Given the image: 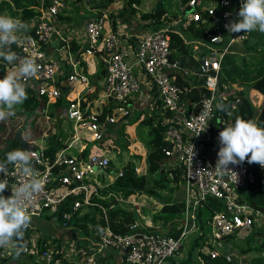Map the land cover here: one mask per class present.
<instances>
[{
    "label": "built area",
    "instance_id": "1",
    "mask_svg": "<svg viewBox=\"0 0 264 264\" xmlns=\"http://www.w3.org/2000/svg\"><path fill=\"white\" fill-rule=\"evenodd\" d=\"M230 1L234 2L233 10L226 8ZM202 2L186 0L181 6L191 21L203 23L213 19L217 28L208 34V51L198 61L197 74L203 77L207 93L198 99H186L183 95L186 87L178 83L177 75L191 72L188 67L171 59L170 28L156 25L164 19L163 16L159 20L149 16L144 22L153 24L152 29L145 30L135 43L116 29L112 13L106 11H99L85 21V37L81 34L67 37L60 30L58 15L68 9L69 0H38V11L33 16L32 26L25 39L19 46L14 44L16 53L21 58L35 59L39 65L38 75L26 82L36 86L38 96L55 100L65 92L68 99L65 117L71 121L73 132L67 141L62 140L67 144L56 152L53 159L46 155L47 145H42V141L38 146L30 145L25 149L31 150L38 160L37 164L43 166L37 169L45 184L44 191L27 204L31 216H40L46 211L54 213L61 205L67 206L60 214L62 224L67 226L78 207L94 203L92 197L99 196L97 174L103 175L110 170L111 158L102 144L105 126L117 121L118 115L125 116L132 109H137L144 92L151 98L152 105L159 107L158 117L164 126L163 136L170 143L169 147L164 148L166 158L162 162L163 169L170 176L174 172L178 174L183 188L180 200L183 204L178 218L181 220V230L177 236L137 220L126 233L114 232L106 225L97 238L92 237L90 242L93 246L76 248L71 259L55 258L53 261L56 264H61V260L67 261V264H103L101 256L107 249L123 253L124 262L128 264H171V259L182 252L183 238L189 233L204 235L198 251L211 258L223 254L225 260L230 262L232 256L219 250L228 236L250 229L264 231V227L258 228V222L264 221V211L241 198L246 184L255 179L254 167L263 170L264 167L245 161L241 165H229L232 171L224 172L216 168L219 133L230 125L233 110L240 101L238 97L233 98L228 112L215 107L217 103H226L218 97L224 93L219 88L222 60L234 43L246 37L245 32L229 33L225 27L229 20L238 18L236 8L240 10L242 0H239V4L234 0H213L207 6H203ZM131 5L135 6L136 3ZM54 38L68 53L65 60L67 70L63 62L48 56L46 46ZM71 40L81 48L73 52ZM55 48L60 49L58 45ZM86 55H99L105 67L99 95L101 98L97 97L100 101L98 109H93L92 105L96 97L90 98L95 91L84 67ZM16 67L6 65L9 71H14ZM105 105L110 108L107 112H104ZM43 137L47 138V133ZM90 141H97L99 146L91 149L86 161L66 151L68 146H73L82 154ZM211 146L216 153L215 159L207 153ZM97 166L102 168L101 172H98ZM122 167L115 177L123 174ZM133 167L138 170L136 165ZM27 179L20 168L14 166L9 168L7 177L0 175V180H6L9 187L17 186ZM4 194L11 196V188L6 189ZM208 197L219 200L222 206L221 209H214L205 220L210 231L204 233L199 228L196 211L198 205ZM68 199L70 203H66ZM10 251L8 248L0 249V257L7 256ZM42 255L46 262L53 258L49 251H44ZM197 255L200 259V254Z\"/></svg>",
    "mask_w": 264,
    "mask_h": 264
},
{
    "label": "trees",
    "instance_id": "2",
    "mask_svg": "<svg viewBox=\"0 0 264 264\" xmlns=\"http://www.w3.org/2000/svg\"><path fill=\"white\" fill-rule=\"evenodd\" d=\"M8 2L7 0H5ZM16 1V0H15ZM92 7H100L105 8L108 6V4L112 0H88ZM138 3L139 0H125L124 4V10L129 8L131 3ZM3 9V5L0 6V12ZM8 10V8H6ZM37 8L36 7H24L21 9V16L23 17H29L31 20H33V16L37 14ZM163 8H159L158 10L154 11H148L143 12L141 15L143 18L153 16L156 17L158 20L163 14ZM1 14L6 15L7 13L1 12ZM17 9L11 11V15H16ZM18 15V14H17ZM195 22V23H194ZM190 24L189 30L190 34L192 36L207 39L208 33L215 32L216 26H208L207 28L205 25L199 21H194ZM170 36V45H171V59L177 60L181 66L188 67L190 72L189 75H187L185 78L182 76L181 73L177 75V81H186V83L191 82V84H198L203 82V77L199 76L197 74L198 71V64L199 60L198 58H195L192 54L189 53V50L187 48V45L185 44L183 38L174 30L170 29L168 31ZM256 38L254 41L255 43L251 42V39ZM72 41V40H71ZM73 43V42H72ZM239 46L248 52H251V57H254V62H251L255 65H263L264 66V33H261L259 31H252L250 33H246V37L241 40L239 43ZM72 48H75V45L72 46ZM12 50L14 52H17L15 45L12 46ZM256 51V52H255ZM243 63H246V59L243 57ZM225 61V57L222 60ZM251 68L254 67H245L244 68V76L243 79H246L248 82H250V86L253 87V89L257 88L261 91H264V74L260 78H254L253 80L250 75V72L252 71ZM264 71V68H261ZM6 74V65L3 61H0V79L4 78ZM191 79L190 81H188ZM223 81V77L219 76V84L221 85ZM27 92H28V99L24 102L21 107V109H34L39 105V99L40 97H37L34 94V90L32 87L26 86ZM253 106L251 104V99L244 94L242 96L241 100L238 102V106L235 110H233V113L231 117H233L234 121L237 118H242L244 120H251V115L253 111ZM110 108H108L106 105L104 106V112L109 111ZM142 111V109H139ZM238 111V112H237ZM140 113V111H138ZM157 115V118H156ZM159 115V107L156 110H153L152 114L145 115L143 119L139 121L140 128L138 129L137 135L139 136V139L143 141L146 147V155H145V163L147 166V173L145 175H142L140 177L135 175V171L133 168V162L127 163L124 167L123 174L119 176L114 182H111L107 185H102L97 187V191L99 194V197L93 196L92 201L93 204H82L76 211H74L70 217V220L68 221L69 224L75 226L77 229H81L86 236L84 238L80 239L76 245V247H85L90 244V241L92 237V232H100L106 225L110 227V229L117 233H126L132 229L133 224L137 220V214L132 209H127L125 207H122L120 205H117L115 202H111L108 198H104V196L108 195L109 192H116V191H122L125 190V188L129 185L136 186L140 190L147 192L154 191V188L157 189H163L166 192H171L174 188L177 187L178 184V175L174 172L171 176L169 175L168 171L163 169L162 162L166 158L164 153V148L169 147L170 143L168 140H166L163 136V128L164 126L160 123ZM138 117V116H137ZM137 117H128L126 116L125 120L126 122L121 121L122 123L119 125L117 133L114 135L115 142H118L119 137L124 134L127 136V134L124 132V126L125 123H132L134 122ZM258 122L264 126V107L260 112V116L257 119ZM129 130H132V127H130ZM120 135V136H119ZM50 141V140H49ZM66 142H64L65 144ZM129 141H127V144ZM63 144V145H64ZM60 145V138L56 139L55 136H52L50 143H47V148L45 150V153L47 156H49L51 159L54 158L58 146ZM121 147H124L125 145H120ZM20 148L22 149V145L18 140H14L10 142L4 149L0 150V160H4L6 157V154L14 149ZM85 152L87 151L84 150ZM256 164V163H254ZM12 165H9V168H11ZM43 166L36 164V168H42ZM255 172V179L252 182H249L245 186V191L247 192L245 200L248 201L252 206L259 208L264 211V170L259 169L257 167H254ZM155 192V191H154ZM5 195V194H4ZM114 196V195H112ZM66 203H70V199L66 201ZM221 202L219 200H215L212 197H208L205 202H201L197 207V219L199 221V228H203L205 225V220L210 216V214L213 212L214 209H220L221 208ZM67 208V206H60L59 210L57 212H54L53 214L56 215V218L59 219L61 216V211ZM182 208V203L178 200L175 203H164L162 207L160 208V211L164 212H180ZM159 214H154L152 217V221H157ZM39 217V216H36ZM50 217V216H49ZM162 218V222L164 225L167 223L170 224L171 222H168L167 219H165L163 216H160ZM181 220H175L173 224L171 225V228L169 230V233L177 236L181 230V227H176V225L180 224ZM89 224H92L94 227L89 228ZM175 226V227H174ZM33 226H30L24 237V243L26 245L25 252L23 253L19 259L17 260V264H37L36 260L34 259L35 253L39 254L42 252V247L44 245V238L39 237L37 243L33 244V236L32 233L34 232ZM252 230V229H250ZM258 231L252 230L246 237L248 241L250 242L252 239H254L255 235H257ZM203 234H198L195 237L192 238L191 244L194 246H199L200 241L203 239ZM235 238V234H232L226 238L227 242H231L230 240H233ZM229 240V241H228ZM254 249L258 253H255L251 258H248V261H246V264H264V240L262 242H259V244L253 246V248H248L247 250ZM15 250V249H14ZM14 250L11 255L0 257V264H6L7 261H9V258H14ZM34 250V251H33ZM245 250L244 252H246ZM105 251H108L106 254L103 252V256L101 259L104 260V264H110L109 260L106 261V258H109L110 255H112V252L120 253L114 249H107ZM199 254H201L204 258L205 264H236L235 260H231L230 262H227L223 256V254L211 258L206 254H203L201 251H198ZM53 254V253H52ZM123 256V253H121ZM11 256V257H10ZM44 258V257H43ZM55 258H62L61 254L55 253L53 254V258L46 262V264H56L53 260ZM172 260V259H171ZM124 262V259H123ZM173 263L175 261L172 260ZM61 264H67V261L61 260ZM114 264H122L121 263H114Z\"/></svg>",
    "mask_w": 264,
    "mask_h": 264
},
{
    "label": "rangeland",
    "instance_id": "3",
    "mask_svg": "<svg viewBox=\"0 0 264 264\" xmlns=\"http://www.w3.org/2000/svg\"><path fill=\"white\" fill-rule=\"evenodd\" d=\"M7 1L8 2H6L5 0H0V6L3 5V9L1 10V12H5V13H7L6 15L12 16L11 11L13 9H20V10H17V14H21L22 8L28 7V6L35 7V5H36L35 1H38V0H16L15 2H14V0L13 1L7 0ZM146 1L147 0H142L140 2V4H136L134 9H132V10H131V8H133V7H131V6L129 7L130 10H127L128 14H129V17L127 19L129 20V22L130 21L133 22V20L134 21L137 20L138 15L136 16V13L146 11L153 3V0H149L150 5L146 7L145 6ZM9 2H11V3H9ZM112 2H113V0L110 3H112ZM185 2H186V0H164V2H163V4H164L163 10L164 11L167 10L170 13L169 16L173 17L171 20V25H172L173 29L177 28L179 23H180L179 19L176 17H179L181 15V13H182L181 6H183ZM212 2H213V0H203L202 5L207 6V5H210ZM6 8H8V10ZM226 8L233 10L235 8L234 2L230 1V4L227 5ZM1 12H0V14H1ZM116 16H117L116 14H115V16L112 15L114 22L116 24H118V20L116 19ZM20 17H23V16L19 15L18 18H20ZM23 18H24L23 21H26L28 23L29 17L27 16V17H23ZM185 19H187V22H189V23L191 22L190 18H185ZM84 20L85 19H83V21ZM129 22L126 21V23H129ZM136 22H137V24H139V26L145 28L146 30H150L153 27V24H149V23L142 24V20H138ZM162 24H163V21H160L156 25L160 27ZM84 27H85L84 24L81 23V25L79 27H75L74 32L69 33V31L66 30L65 28H61V30L64 32V34L67 37H72L74 34H77V35L81 34V35H83V37H85ZM124 36L126 37L127 35H124ZM255 40H256V38H253V39H251V42L255 43L254 42ZM239 43H240V41H239ZM50 44L51 43H49V46H50ZM55 46L54 45L50 46L51 55L49 53H48V55L52 56L53 58H55L56 60H58L60 62H65V60L68 57V53H67L66 49L64 48V46L61 47V44L59 45L60 49H56ZM244 52H246V49ZM233 53L230 55H228L229 53L225 55V61L224 62L222 61V63H221V72H220V73L226 74V76L228 77V79L230 80V82L232 84H231V86H229V88L223 87L224 90H221V91H223L224 93H220L218 95V97L220 100L225 101L226 104L229 105L230 101L233 98L238 97L241 100L242 96H244V94H246L251 99V104L254 108L252 111L251 120H256L258 123L257 125L259 127H264L257 120L260 116L261 110L264 107V91H261L258 88H257V90L253 89V87H251L249 85L250 82H248L246 79H243V80L247 81V82H233L235 80H238L239 78H242V76L244 75V68L249 67V66L254 67V68H251L252 71L250 72V75L253 76L251 80H253L255 77L260 78L264 74V71L261 69V68H264V66L263 65H257L256 66V65L250 64L251 62H254V60H253L254 57H251L252 56L251 54H253V53H251V52H249L245 55H239V57L235 56L234 55L235 53L234 54ZM236 53H238V52H236ZM242 57H244L246 59L245 64H248V65H245L244 67H241V65H240V63L243 62ZM95 64L98 65L97 62H95ZM230 74H232V76H228ZM64 75H65V73L63 74V76ZM236 88H239V90L237 91ZM98 92L99 91L93 92L92 95H90V98L96 96L98 94ZM62 102H65V101L62 100ZM48 103L49 102H46L45 105ZM99 104H100V101H98V98H95L93 100V104H92L93 109H98ZM52 107H55V104H50L48 106V109L50 110ZM148 108H149V106L147 105V107H144L142 110L144 111L145 114H147L148 111H149V113L152 114L153 111L148 109ZM42 109H43L42 105L40 106V108L37 106L36 108H34V110L29 109V110H27V112H21L15 116L9 118L5 122H0V150L4 149L10 142H12L17 131H19L20 138L22 139V136H23L24 140L27 141V142L26 141L25 142L28 143V145L38 146L40 144L41 135L44 132L48 133V137L44 138L45 139V141H43L44 145H47L48 142L50 143L52 136L56 137L57 135H60L61 138L65 139V141H67L72 136V132H73L71 121H69L66 118H63V119L57 118V120H55L56 123L54 124L53 119H50V117H47V113H43ZM133 110L134 109H132L131 112L128 114L129 117H132V116L137 117L138 116V114H139L138 110L139 109L134 110V111ZM17 111H19V110L17 109ZM35 111H36V114H34ZM139 115L140 116H139L138 120L146 117L143 114H139ZM51 121H52V123H51ZM58 121L59 122L61 121L60 127H62V129L63 128L64 129L63 130L58 129V130L51 131L52 129L49 128L48 125H53V126L58 125V123H57ZM140 126H141L140 123L137 122L136 126H135V132L133 131V129L129 130L130 126L129 127L124 126V131L127 134V136L124 134H122L121 136L119 135L120 139H118V142H115V139L113 137H111L112 138V142H111L112 147L109 145V147L111 149L107 152V154L111 156L110 165H109L110 170H107L105 174L103 173V175L97 174L96 179L99 180V183H100V184H96L97 187L102 186L103 184H105L109 181H112V180L114 182L118 178V177L117 178L115 177V174L118 172V170L121 168V166H123L122 170H124V167L127 166L131 162H133V165H136L138 167V170L134 169L136 176L140 177V176L145 175L147 173V166L145 163L146 147H145V144L143 143V141L140 140L139 136L137 135V132H138V129L140 128ZM47 127L49 129H47L45 131V129ZM53 133L55 135H52ZM107 140H108L107 136L104 135V139H102V144H104V146L107 144ZM127 141H129L128 144H127ZM120 145H125V146L121 147ZM69 150H70V152L74 153L73 147ZM132 155H134V157H132ZM126 162H128V164ZM154 191L147 192L146 190H144L141 193H138L137 191L131 190V189L126 187L125 190H122L120 192L119 191H116L114 193H113V191L109 192V194L104 196V198H108L109 200H111V202H113V203L115 202L117 205H120V206L125 207L127 209L134 210L137 214V221L144 224V225H145V222L150 221L151 224H153V222H155L157 225L165 226L163 224L162 218L160 216H163L165 219L170 220V218L173 217V215L169 214L168 212L160 211V208L162 207V205L165 201H171L172 200L171 203H175L178 200L180 201L182 199L183 188H182V184L180 182V176L178 175L177 187L174 188L171 192H166L163 189H157V188H154ZM112 195H114V196H112ZM97 197H99V196H97ZM167 204H170V203H167ZM46 213H49V212L46 211ZM49 214H50V217H48V218L44 216L45 213L39 218H37L36 216H32L31 225H34L36 227V228H34V227H32V228H34L35 232H37L36 236H34V238H33V244L37 243L39 237L44 238V241H45L44 245L42 247L43 248L42 252H40L39 254L35 253V255H34V259L36 260L37 264H46V259L43 258V255H42L44 251H49V252H52L53 254L59 252L62 257L67 258V259L68 258L69 259L74 258V254H75L74 250L76 248H78V247H76L78 241L80 239L84 238V236H86L81 229H79V228L77 229L75 226H73L69 223L67 226H64L62 224L61 218L57 219L55 214H51V213H49ZM154 214L160 215L158 217L157 221H152L153 220L152 217ZM177 215L180 216V213ZM258 223H259L258 228L262 229L264 227V221H261V222L259 221ZM88 226H89V228L94 227L92 224H89ZM149 227H153V226L149 225ZM37 229H39V230H37ZM203 230H204V233H208L210 231V226L207 227L205 224L203 227ZM251 231L252 230H243V231L235 234V238L233 240H230L231 242H227V240L225 239V241H223V243H224L223 246L219 250L221 252L225 251L228 254H230L234 258L236 264H246V261H248L249 257L251 258L255 253H258L254 249H252V250L251 249L247 250V249L253 248V246L259 244V242H262L264 240V231L263 230H256V231H258L257 235H255L254 239H252L249 242L248 239H246V237ZM98 234H99L98 232H92V235H90V236L97 238ZM32 236H33V234H32ZM191 236H192V234L189 233L186 237L183 238V243H184L183 244L184 247L182 249L183 252L185 249H190V247H191L190 243H191L192 238H193V236L192 237ZM205 236H206V234H205ZM93 245L94 244L92 242H90V244L87 247L90 248ZM10 249H11V251L9 252V254L7 256L11 255L15 248L14 247H12V248L8 247V250H10ZM245 250H247V251L244 252ZM105 252L107 253L108 251L104 250V253ZM190 252H191V249L188 251V253H190ZM25 253H28V252H25ZM245 253H247V254H245ZM179 255H178V257L181 258L182 253H180ZM109 262H113V261H111L109 259ZM192 263L198 264L195 261H193ZM6 264H17V260L15 258L11 257V258H9V261L6 262ZM26 264H31V263H26ZM122 264H128V263L122 262Z\"/></svg>",
    "mask_w": 264,
    "mask_h": 264
},
{
    "label": "clouds",
    "instance_id": "4",
    "mask_svg": "<svg viewBox=\"0 0 264 264\" xmlns=\"http://www.w3.org/2000/svg\"><path fill=\"white\" fill-rule=\"evenodd\" d=\"M225 27L229 33L252 31L264 33V0H242L238 18L229 20ZM28 31L29 24L26 21L0 14V61L5 65L17 66L14 71H6L5 77L0 79V122H5L16 115L18 106H22L28 99L26 82L35 78L40 70L35 59L21 58L12 50L14 44L17 46L21 44ZM215 107L223 112L229 110V105L223 102L217 103ZM199 134L200 132L197 135ZM22 139L24 140L23 136ZM218 139L220 144L216 164L218 170L232 171L229 165H241L245 161L264 167V127H259L255 121L237 118L234 124L224 127ZM37 163L38 160L31 150L20 148L8 152L5 159L0 160V175L3 177H7L9 165H12L19 167L23 175L29 178L12 187H9L6 180H0V249L14 245L15 259H19L26 251L24 237L32 222L27 204L45 188L44 180L36 168ZM8 188H11V196L4 195Z\"/></svg>",
    "mask_w": 264,
    "mask_h": 264
},
{
    "label": "crops",
    "instance_id": "5",
    "mask_svg": "<svg viewBox=\"0 0 264 264\" xmlns=\"http://www.w3.org/2000/svg\"><path fill=\"white\" fill-rule=\"evenodd\" d=\"M141 1L142 0H139V2L138 3L136 2V4H140ZM14 2H15V0H14ZM35 2H36L35 7H37L38 1H35ZM156 2H157V0H153L152 5L146 11H144V12L152 11L154 9V6H155ZM9 3H11V2H9ZM123 4H125V0H113V2L110 3V4H108L107 7L100 8V7H92L91 4H90V2L88 0H75V1L74 0H69V4H68L69 7H68V9H66V11H64L63 13H61V14L58 15V21H59L58 25L60 26V30H61V28H65L66 30L69 31V33L70 32H74L75 31V27H79L81 25V23L84 24L85 21L90 16H92L93 14H96L99 11H106L108 13H112V15H114V16H115V14L117 15L116 16V19L118 20V24H116V29L122 35H128L127 36L128 39L132 43H135V42H137L136 40L141 36V34L144 33L145 30H146L145 28L139 26V24H137L136 21L142 20V24H144L145 23L144 21L147 18H149V17L143 18L142 15H141L143 12H140V13H136V16L138 15L137 16V18H138L137 20H135V21L133 20V22L132 21L129 22V20L127 19L129 17V14H128V11L127 10H130V8H127V9L124 10V5ZM149 5H150V1L147 0L145 6L147 7ZM130 6L133 7V8H131V10H132V9H134V7L136 5L135 6L130 5ZM163 7H164V4H162V8ZM181 9H182V7H181ZM13 10H16V9H13ZM17 10H20V9H17ZM185 14H186L185 10L182 9L181 15L179 17H176V18L179 19L180 23H179V25H178L177 28L173 29L172 28V25H171V20H172L173 17H170L169 16L170 13L167 10L166 11H163L162 16L164 17V19H162V21H163V24L162 25L168 26L170 29L176 31L183 38L185 44L187 45V48L189 50V53L192 54L195 58H198L199 59V57L202 54H205L207 52L206 39L198 38V37L192 36L190 34L189 26L194 21H191L190 23L187 22V19H185V18H188V17ZM19 15L21 16V14H18V15L16 14V15H12V17H18ZM20 18H21L22 21L24 20L23 17H20ZM83 19H85V20L83 21ZM126 21L129 22V23H126ZM28 24H29V28H30V26H32V20H31V18H29ZM203 24L207 28V25L208 26H214L215 25V21L213 19H210V20H207V21L203 22ZM60 44L61 43L60 42L57 43V39L54 38L52 40L50 46H53V45L54 46L55 45H58L59 46ZM74 45H75V48H72V46H74ZM50 46L49 45L46 46V51H47V53H49L51 55V50H50L51 48H50ZM71 48L73 49V52H75L78 49H80L81 47H80V45L78 43H76L74 40H72L71 41ZM244 51L245 50H243L239 46V43H235V44L232 45V47H231L230 52H229L228 55H230V54H232L234 52L235 54L234 53L233 54L235 56L239 57V55H245V54L249 53L247 51L246 52H244ZM236 52H238L239 54L236 53ZM98 56L97 55L96 56L95 55L94 56L86 55V61H84L83 63H84L85 70L87 71V73L89 75L90 84L93 86L94 91H99L98 94L96 96H94V97L101 98V96H99V95L102 92L100 90V88H101V84L104 82L105 67L103 66V64H102V62H101V60L99 59ZM95 62H97L98 65L95 64ZM250 64H252V63H250ZM63 65H64V67L67 70V65L65 64V62H63ZM240 65H241V67H244L245 65H248V64H245V63L242 62V63H240ZM252 65H255V64H252ZM250 67H253V66H249V68ZM6 71L11 72V71H9L7 69H6ZM187 75H189V74H182V76L184 78ZM220 76L223 77L222 84L221 85L219 84L220 90H224L223 87L224 88L225 87H228L229 88V86H231L232 83L230 82V80L228 79V77L226 76V74L220 73ZM228 76H232V74H230ZM243 76H242V78H239L238 80H235L233 82H247V81H244L243 80ZM62 78H64V76H62ZM190 80L191 79H189L188 81H190ZM186 81L178 82L183 87H186V89L184 91V94H183L186 99H198L202 95H204V94L207 93V88H205L203 86V82L198 83V84H195V83L194 84H191V82H193V81L188 82V83H186ZM26 86L32 87L33 90H34V94L37 97H40V96L37 95V93H36V86L33 83L26 84ZM236 89H237V91L239 90V88H236ZM64 93L65 92H63L61 94V96L59 98L55 99V100L53 98L47 99L46 97H40V99H39V105H38V107L40 108V106L42 105L43 113H47V117H50V119H53L54 124L56 123L55 120H57V118H59V119L60 118L61 119L66 118L65 117V113H66V109H67L68 99L65 97ZM62 100H64L65 102H62ZM46 102H49V103L45 105ZM50 104H55V107H52L49 110L48 109V106ZM147 105L149 106L148 109H150L152 111L153 110H156L158 108V107L152 105L151 98L149 97V95L147 93L144 92L143 95H142L141 101L138 102V107H139L138 109H143L144 107H147ZM17 109L19 111L16 112V115L19 114V113H21V112H27V110H29V109H21V107H18ZM138 109H134V110H138ZM32 110H34V109H32ZM138 111H140L139 114H143V115H147V114L149 115V114H151V113H149V111H148L147 114H145L143 110L142 111L141 110H138ZM34 114H36V111L34 112ZM139 114H138L137 119L133 123H125L126 124L125 126L132 127V129H133L134 132H135L136 123L139 122L142 119L141 118L140 120H138L139 119V116H140ZM126 116H128V114L125 115V116L118 115L117 116V118H118L117 121L112 122V123H107V126H105L106 127V131L104 132V135L107 136L108 140H107V144L104 146V148L107 149V152L111 149L109 147V145L112 147V145H111L112 138L111 137L115 138L114 135L117 133L118 127L122 123L121 121L126 122V121H124L125 118H126ZM156 118H157V115H156ZM233 121H234V119H233V117H231L230 124H233ZM253 121H255L256 124H258L256 120H253ZM60 122L58 121L57 122L58 125H55V126L48 125L49 128L52 129L51 131L58 130V129H62V127H60V125H61ZM51 123H52V121H51ZM49 128L47 127L45 129V131L47 129H49ZM45 134H46V132H44L41 135L40 141H42V145H44V142L43 141H45V139H44L43 136H45ZM52 135H55V134L53 133ZM47 136H48V133H47ZM55 138L56 139L60 138V145L58 146L59 148L57 149V151H59L67 143L64 144V142L62 141L63 138H61L60 135H57ZM15 140H17V139H15ZM12 141H14V140H12ZM26 144L28 145V143H26ZM28 146H30V145H28ZM96 146H99L97 144V141L96 142L90 141V142H88V144L86 146L87 147V151L86 152L84 151V150H86V148H85L82 151V154H80L79 151H78V149L77 148H74L73 146H68L66 148V151L69 152V154H71L72 156H77L81 161H86L87 158H88V155H89L88 153L91 151V149H93ZM72 147L74 148V150H73L74 153L70 152V150H69ZM207 153L209 154L208 156H210L212 159H215L216 158V153L214 152V148H212V146H211V148L209 150H207ZM107 156H109L111 158L110 155L107 154ZM132 157H134V155H132ZM126 163H128V162H126ZM109 183H110V181L107 182V183H105V184H103V185H107ZM246 194H247V192L244 189L241 192V198L245 200ZM44 213H45L44 216L47 217V218L50 216L49 213L53 214L52 212H49V213L44 212ZM179 213L180 212H177V213H174V212H171L170 213L169 212V214L173 215V217H171L170 220H168V222H171V223L170 224L167 223L165 226L157 225L155 222H153V224H151L150 221L149 222H145V225H147V226L152 225L153 227H155L156 229H159L162 232H169V230H170L171 225L173 224V222L175 220H179L178 217H180V216L177 215ZM42 215H40L39 217H41ZM39 217H37V218H39ZM180 223H181V221H180ZM31 226H33L34 228H36L34 225H31ZM179 226H180V224L176 225L177 228ZM37 230H39V229H37ZM200 230H203V228L202 229L200 228ZM36 233L37 232H35V230H34V232L32 233L33 234V237L36 236ZM192 236L195 237L196 234H192ZM190 245L192 247V248L190 247L191 252L188 253V251L190 249H185L184 252L183 251L181 252L182 253L181 258L178 257V256H176L175 258L172 259L173 261H175V263H173L172 260H171V264H188V263H191L192 264L193 261L197 262L198 264H205L204 258H203V256L201 254H200V257L201 258L198 259V255H197V254H199L198 253V246H194L191 243H190ZM12 247H15V246L14 245H10L9 246V248H12ZM112 253L113 254L110 255L109 258H106V261H108L109 259L111 261H113V262H110V264L123 262V256H122L121 253H117V252H112ZM245 254H247V253H245ZM104 260H105V258L103 259V264H104ZM232 260H234L233 257H232Z\"/></svg>",
    "mask_w": 264,
    "mask_h": 264
},
{
    "label": "water",
    "instance_id": "6",
    "mask_svg": "<svg viewBox=\"0 0 264 264\" xmlns=\"http://www.w3.org/2000/svg\"><path fill=\"white\" fill-rule=\"evenodd\" d=\"M11 1H13V0H11ZM235 1H236L237 4L239 3V0H235ZM163 2H164V0H157V2H156V4H155L153 10L156 11V10H158L159 8H162V4H163ZM236 12H237V13L239 12L238 8H237ZM231 16L233 17V16H234V13H233ZM15 139H17V140L21 143V145H22V149H27V148H28V145L26 144V142H25L23 139L20 138V136H19V131H17V133H16V135H15V137H14L13 140H15ZM96 169H97L98 171H100V172L102 171V168L99 167V166H97ZM127 188H129V189H131V190H135V191H137L138 193H141V192H142L140 189H138L136 186H133V185H129V186H127Z\"/></svg>",
    "mask_w": 264,
    "mask_h": 264
}]
</instances>
